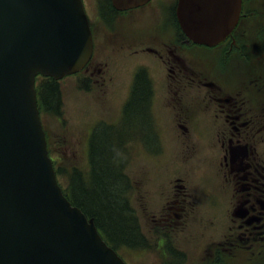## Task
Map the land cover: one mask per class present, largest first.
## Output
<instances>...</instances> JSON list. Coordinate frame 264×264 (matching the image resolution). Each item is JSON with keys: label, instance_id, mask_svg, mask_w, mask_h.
Instances as JSON below:
<instances>
[{"label": "flooded vegetation", "instance_id": "1", "mask_svg": "<svg viewBox=\"0 0 264 264\" xmlns=\"http://www.w3.org/2000/svg\"><path fill=\"white\" fill-rule=\"evenodd\" d=\"M158 1L161 3L156 4ZM181 1L150 0L143 6L120 11L113 6L111 0H99L98 13L94 16L88 7L89 0H83L94 49L91 60L80 74H87L93 68L96 49L101 43V25L95 17L106 21L104 25L102 22L104 31L110 27L108 23L115 26L121 18L158 17V26L154 23L149 34H144V39L143 34H136L132 38V43L136 45L140 35V47L128 48H134L132 57L141 54L140 58L146 60H137L132 68L127 93L121 105V109L126 106L129 108L127 115L124 108L122 123L123 128L132 132L128 144L130 145L135 133V114L140 115L138 119L143 123L149 120V116L155 118V126L158 123L154 104L158 96L152 77L156 79V73L161 75L164 72L167 92L162 97H166L168 105L165 109L160 108V132L171 129L179 136L191 128L196 129L194 124L198 118L197 110L182 111V107L187 104L183 101V91L198 83L202 90L198 89L196 93L190 94L188 97L195 101L190 100L188 104L192 107H206L202 113L215 108L212 124L216 134H219L218 141L223 152L225 173L201 176L192 174L189 180L183 175L171 180L168 187L172 188L174 194L165 199V213L158 226L161 231L156 233L157 238L154 242L144 238L134 227L138 234L134 236L128 249L138 251L140 248L142 252L147 247L155 249L158 264H264V47L257 49V61L253 64L245 56L230 67L229 59L225 58L234 50L247 48L248 42H264V0H240L236 24L227 37L214 46L197 44L188 37L179 18L185 17L179 12ZM192 17L224 16L193 14ZM109 34L119 46L125 39L119 31L118 34ZM217 53L222 54L216 56ZM188 54L191 55L190 58L186 57ZM203 54L209 63H200L199 58ZM142 55H147L149 59ZM190 60L194 65H205L204 72L191 65L190 67ZM240 65L244 73L239 81L240 86L233 88L229 85V77ZM211 76L216 78L212 79ZM203 90L206 93H201ZM103 123L101 121L100 124ZM96 129L87 138L89 149L94 145ZM156 131L158 133L157 128ZM138 145L147 148L143 144ZM171 146L175 147L173 143ZM192 182L197 186H193ZM200 209L203 210V217L209 220L206 225L223 229L220 239L222 242L218 243L219 246L207 247L204 250L205 257L193 263L189 256L193 251L186 244H178L175 239H170L169 233H175L178 226L186 224L191 213ZM139 239L142 241L139 242ZM139 243L141 247L137 246ZM121 248L116 250L119 256L127 264H132L122 254ZM169 254L172 255L170 258ZM221 255L224 259L220 258ZM225 255L231 258H225ZM208 258L210 259L207 260Z\"/></svg>", "mask_w": 264, "mask_h": 264}, {"label": "water", "instance_id": "2", "mask_svg": "<svg viewBox=\"0 0 264 264\" xmlns=\"http://www.w3.org/2000/svg\"><path fill=\"white\" fill-rule=\"evenodd\" d=\"M111 1L124 11L150 0ZM239 8L240 0H182L179 18L192 41L214 46ZM92 53L82 0H0V264H126L64 195L38 106L39 75L78 74Z\"/></svg>", "mask_w": 264, "mask_h": 264}, {"label": "rangeland", "instance_id": "3", "mask_svg": "<svg viewBox=\"0 0 264 264\" xmlns=\"http://www.w3.org/2000/svg\"><path fill=\"white\" fill-rule=\"evenodd\" d=\"M89 3L90 12L95 16L98 13L99 0H89ZM158 3L161 2L158 1L156 4ZM157 18H121L122 20L115 26L108 23L110 27L104 31L103 25L106 21L102 20L101 17H95V20L98 19L101 25V43L96 49L97 55L93 68H90L87 74L71 75L62 80L59 88L61 103L58 114L48 110L43 115V123L52 148V156L65 169L64 177L59 179L64 188L70 187V173L78 171L82 176L86 169H90L87 158V138L89 133L93 132L98 125L93 140V149L101 140L103 143L104 140L110 139L112 148L103 143L101 156L110 161L111 159L108 157L111 156L112 152H115L116 157L114 156L112 160L118 159L116 166L119 168L123 181L127 184L124 193L127 212L131 215L134 226L141 236L149 238L153 242L157 238L156 233L161 231L158 226L162 222V215L165 213V199L174 194L172 188L168 187L171 180L174 181L183 175L189 180L192 174L201 176L226 172L223 167V152L218 141L219 134H216L212 124L215 108H209V112L202 113L203 110L207 109L206 107L202 105L192 107L188 104L190 100L195 101L188 96L196 93L195 91L198 89L202 90L198 83L190 85L193 87L183 91V101L184 104H187L182 107V111L197 110L198 118L194 124L196 129L191 128L190 131L183 132L179 136L173 133L171 129L160 132V114L162 115L160 108L168 105L166 97H162V94L167 92L164 72L161 75L156 73V79L152 77L154 89L158 96L154 103L158 113V123L156 122L155 126V118L153 119L152 116H149V120L143 123L141 119H138L140 115L135 114L137 117L134 120L135 133H133L131 146L128 144L132 132L123 128L122 123L124 121V108L125 115L128 114L129 108L126 106L121 109V105L127 93L132 68L137 60L146 61L140 58L141 54L132 57L131 53L134 48H128L129 46L140 47V42H138L140 35L136 40V45L132 43V38H135L136 34H143L144 39L146 37L144 34H149L154 23L158 26ZM117 30L125 37L120 46L109 34L115 32L118 34ZM129 36L131 37L129 38ZM262 47H264L263 41L248 42L247 48L241 47L234 50L225 58L229 59L230 67L245 56L253 64L257 61V49ZM218 54L222 53H217L216 56ZM142 56L149 59L147 55ZM190 56L188 54L186 57L190 58ZM199 61L204 64L209 63L206 58L204 59V54L199 58ZM188 65L199 71L204 72L205 70V65H194L191 60L188 61ZM243 73L241 65L240 68L233 70L229 77V85L233 88L239 87ZM211 78L216 77L211 76ZM204 92L205 90L201 91V93ZM119 117H121L120 123L118 122ZM101 121L104 123L100 124ZM171 143L175 147L172 148ZM138 144H143L147 148L144 149ZM87 174L86 171L84 178L87 177ZM191 184L197 186L194 182ZM202 213V209L191 213L185 225L178 226L175 233H169L170 239H175L178 244H186L193 251L189 253L193 263L205 257L204 250L207 247L213 248L222 242L220 239L223 229H219L215 225L212 227L206 225L209 220L205 219ZM221 224L223 225V223ZM138 241L142 240L139 239ZM140 244L137 246L141 247ZM122 248V254L125 258H129L132 264H158L154 254L155 249L150 250L147 247L145 252H142L140 248L138 251H130L127 246ZM171 256V254L168 255L169 258ZM220 258L224 259V256L221 255ZM225 258L230 259L231 257L225 255Z\"/></svg>", "mask_w": 264, "mask_h": 264}, {"label": "trees", "instance_id": "4", "mask_svg": "<svg viewBox=\"0 0 264 264\" xmlns=\"http://www.w3.org/2000/svg\"><path fill=\"white\" fill-rule=\"evenodd\" d=\"M40 79L37 84V94L41 114H45L44 112L48 110L58 114L61 103L60 83L50 77ZM47 141L57 176L61 179L65 175V169L52 156L48 135ZM102 141L98 142L95 149L93 145L88 150L90 169L85 170L88 173L87 177L84 178L85 172L81 176L78 171H73L69 176L70 187L63 188V191L74 206L79 207L89 218L94 219L106 242L113 249L118 250L121 246H131L130 242L138 233L134 230L133 220L127 212L124 194L127 184L123 181L119 168L116 166L118 159L112 160L114 156L116 157L115 152L108 157L110 161L101 156L103 143L112 148L110 139L104 140L103 143Z\"/></svg>", "mask_w": 264, "mask_h": 264}, {"label": "bare ground", "instance_id": "5", "mask_svg": "<svg viewBox=\"0 0 264 264\" xmlns=\"http://www.w3.org/2000/svg\"><path fill=\"white\" fill-rule=\"evenodd\" d=\"M40 80H41V79H40ZM40 80H39V81H40ZM37 84H39V82H38ZM37 84H36V87H37ZM38 106H39V103H38ZM97 228H98V227H97ZM98 230H99V229H98Z\"/></svg>", "mask_w": 264, "mask_h": 264}]
</instances>
